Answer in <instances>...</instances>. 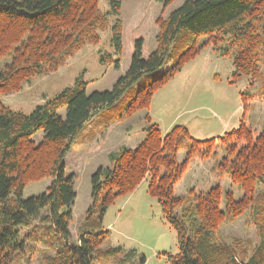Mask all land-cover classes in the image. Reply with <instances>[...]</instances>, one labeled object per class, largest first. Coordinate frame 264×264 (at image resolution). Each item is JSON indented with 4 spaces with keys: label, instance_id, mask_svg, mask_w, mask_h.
Listing matches in <instances>:
<instances>
[{
    "label": "trees",
    "instance_id": "1",
    "mask_svg": "<svg viewBox=\"0 0 264 264\" xmlns=\"http://www.w3.org/2000/svg\"><path fill=\"white\" fill-rule=\"evenodd\" d=\"M107 1L109 8L102 11L98 0H0V95L19 89L40 71L55 68L84 43H96L109 14L113 16L110 40L118 54L122 39L119 2ZM159 1L164 6L171 2ZM157 23L155 48L144 54L143 37L134 36L129 65L110 89L86 94L85 83L77 80L46 102L36 104L29 113L11 109L0 99V264H8L24 251L21 229L26 227L32 228L28 237L38 231V239L57 242L54 255L48 257L49 264H94L110 257L119 264H144L142 255L134 260L137 253L132 249L102 248L108 230H82L77 241H70L68 227L76 192L73 174H66L65 157L84 122L111 105L143 73L168 63L175 40L172 62L139 86L121 112L111 113L113 120L147 107L156 89L196 52L200 36H206V42L213 46L225 41L220 47L225 54L232 53V75L244 74L251 82L258 79L261 84L257 93L264 98V0H184ZM240 95L244 109L253 95L248 87ZM61 107H65L64 117L57 112ZM38 131L42 135L34 143L32 137ZM143 131L133 149L121 146L110 152L108 166L92 173V203L86 216L97 205L100 218L114 197L146 181L149 193L157 198L162 214L176 231L178 251L164 252L167 264H264V190L255 192L256 184L264 181V121L259 132L241 122L220 136L203 140L189 136L182 124L162 134L152 122ZM215 140L224 151L217 167L240 187L242 196L235 199L230 190L222 193L218 183L205 192L190 188L185 194L175 195L174 185L191 157H208ZM180 149L186 150L181 161L177 159ZM45 176L51 178L45 191L22 197L28 180ZM250 204L256 243L250 246L236 238L219 240V226Z\"/></svg>",
    "mask_w": 264,
    "mask_h": 264
},
{
    "label": "rangeland",
    "instance_id": "2",
    "mask_svg": "<svg viewBox=\"0 0 264 264\" xmlns=\"http://www.w3.org/2000/svg\"><path fill=\"white\" fill-rule=\"evenodd\" d=\"M99 7L106 11L107 0H98ZM119 2L118 18L121 20V51L115 54L110 40L109 26L113 16L108 15L106 27L99 31L96 43H84L74 53L63 58L53 69L40 71L26 79L17 90L0 95L1 101L11 109L29 113L39 103L46 102L77 80L85 83V92L110 89L115 80L127 69L131 56V43L134 36L144 39V54L151 52L156 45L157 19H164L184 0H171L166 6L159 0H116ZM179 35V34H178ZM178 37V36H177ZM176 37V38H177ZM206 36L197 39V50L169 80L156 89L147 107L138 109L121 120H113L121 112L135 90L159 75L173 60L175 40L170 46L168 62L161 67L143 73L111 105L94 113L75 134L70 150L65 157L66 174H73L76 197L71 206L69 221L70 241L78 240L82 230H108L109 236L101 247L120 246L123 251L134 250L144 256V264H167L164 252L178 251L175 229L162 214L157 198L150 194L146 181H141L131 192L117 195L108 204L99 218L96 205L86 216L92 203L90 197V177L98 167L108 166V154L121 146L134 148L142 139L144 126L155 122L162 134L175 124L184 125L189 136L208 139L220 136L225 131L236 128L244 122L254 132H259L264 121V98L257 93L258 79L253 80L244 74L232 75V53L222 52L219 41L213 46L206 42ZM115 59L118 66L115 67ZM256 78V77H255ZM248 87L253 95L242 109L241 91ZM64 117L65 107L57 110ZM42 135L38 131L32 140L38 143ZM188 142V141H187ZM203 149L204 146H199ZM186 150L180 149L177 159L181 161ZM224 156L221 143L215 140L210 155L200 158L192 156L189 168L186 167L174 187L175 195L185 194L190 188L195 192H205L218 183L222 193L230 190L235 199L242 196L238 185L230 182L225 171L221 172L217 163ZM195 158V159H194ZM51 178L48 176L28 180L22 197L40 194L46 190ZM264 190V181L257 183L255 192ZM223 207V202L220 204ZM251 204L232 220L224 221L218 228V238L224 242L241 239L247 245L256 243L257 236L251 220ZM33 221V224H36ZM31 227L21 229L24 251L8 264H49L48 257L54 255L55 240L38 239V231L28 237ZM33 236L35 239H33ZM94 264H119L116 258L95 260Z\"/></svg>",
    "mask_w": 264,
    "mask_h": 264
},
{
    "label": "crops",
    "instance_id": "3",
    "mask_svg": "<svg viewBox=\"0 0 264 264\" xmlns=\"http://www.w3.org/2000/svg\"><path fill=\"white\" fill-rule=\"evenodd\" d=\"M126 147H127V146H126ZM194 159H195V158H194ZM191 160H192V159H191ZM191 160H190V161H191ZM192 161H193V160H192ZM193 162H194V161H193ZM193 162H192V164H190V165H189V163H190V162H189L187 166L190 168V167L193 165ZM175 185H176V184H175ZM175 185H174V187H175Z\"/></svg>",
    "mask_w": 264,
    "mask_h": 264
}]
</instances>
